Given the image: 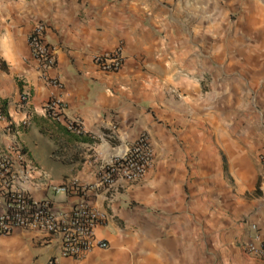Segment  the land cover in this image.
I'll use <instances>...</instances> for the list:
<instances>
[{"label": "crops", "instance_id": "1", "mask_svg": "<svg viewBox=\"0 0 264 264\" xmlns=\"http://www.w3.org/2000/svg\"><path fill=\"white\" fill-rule=\"evenodd\" d=\"M39 21L56 59L47 73L27 43ZM118 48L120 70L101 71L94 57ZM53 97L63 105L59 120L43 111ZM0 100V154L9 152L15 187L37 199L62 203L52 186L92 185L140 133L152 143L154 164L143 180L93 198L109 215L97 230L108 254L61 264H196L197 225L217 216V201L229 203L226 164L257 170L256 220L246 221L264 234V0H0ZM74 120L91 141L66 132ZM170 136L175 144L165 142ZM4 239L0 264H46L57 251L36 231Z\"/></svg>", "mask_w": 264, "mask_h": 264}, {"label": "built area", "instance_id": "2", "mask_svg": "<svg viewBox=\"0 0 264 264\" xmlns=\"http://www.w3.org/2000/svg\"><path fill=\"white\" fill-rule=\"evenodd\" d=\"M45 22H37L30 32L27 43L33 58L41 66L44 73L51 71L56 65L53 47L46 37ZM94 63L103 72H117L123 65L120 48L113 52L94 57ZM47 83L60 87L55 77L45 76ZM30 95L20 93L18 106L26 109ZM62 102L53 97L48 100L43 111L47 117L59 120ZM6 120L0 100V121ZM28 117L21 121L28 125ZM67 129L75 134H84L78 120L67 123ZM11 151L19 154V148ZM9 152L0 154V238L11 236L16 230L36 231L57 242V251L46 264H61L63 259L79 260L94 250H107L109 242L99 238L97 230L107 223L109 215L105 210L93 204L101 189L111 191L123 184H133L143 180L154 164V149L147 133H140L126 145L121 154L99 171L97 182L82 186L76 181L52 186V192L64 196L62 203L49 198H34L29 193L15 187L12 175V161ZM261 174L258 190L264 195V155L260 157ZM61 204V205H60ZM245 233L241 239V248L249 256L264 262V234L254 221L245 223Z\"/></svg>", "mask_w": 264, "mask_h": 264}, {"label": "rangeland", "instance_id": "3", "mask_svg": "<svg viewBox=\"0 0 264 264\" xmlns=\"http://www.w3.org/2000/svg\"><path fill=\"white\" fill-rule=\"evenodd\" d=\"M173 139L170 136L165 142L168 145L175 144ZM162 144L164 141L160 146ZM224 171L228 179L225 190L229 195V203L226 205L227 208H220L219 204L225 205V203L217 201V216L213 220L204 218L197 225L195 249L192 251L191 247L196 264H246L248 259L261 261L242 250L241 239L244 233L239 230L242 229L240 224L246 223V220H256L252 217V208L258 203V194L255 191V185L259 179L257 170L249 164L242 171H236L226 164ZM188 188L186 186V192ZM125 205L133 208L135 202L126 198ZM120 229H124L123 225ZM3 240L5 239H0V241ZM109 248L105 251L97 250V252L102 257L108 254ZM186 251L188 252L187 247Z\"/></svg>", "mask_w": 264, "mask_h": 264}, {"label": "trees", "instance_id": "4", "mask_svg": "<svg viewBox=\"0 0 264 264\" xmlns=\"http://www.w3.org/2000/svg\"><path fill=\"white\" fill-rule=\"evenodd\" d=\"M66 132L70 135H72L76 140H82V141H88L91 139H88L86 135H83V134H74L72 133L71 131H69L67 128H66Z\"/></svg>", "mask_w": 264, "mask_h": 264}]
</instances>
